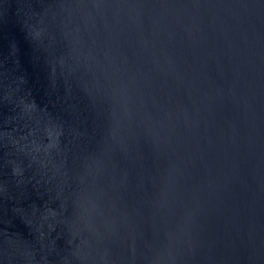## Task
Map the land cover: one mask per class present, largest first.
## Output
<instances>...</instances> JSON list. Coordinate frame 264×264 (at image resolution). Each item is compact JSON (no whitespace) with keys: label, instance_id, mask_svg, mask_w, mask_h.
Returning <instances> with one entry per match:
<instances>
[{"label":"water","instance_id":"obj_1","mask_svg":"<svg viewBox=\"0 0 264 264\" xmlns=\"http://www.w3.org/2000/svg\"><path fill=\"white\" fill-rule=\"evenodd\" d=\"M0 264H264V0H0Z\"/></svg>","mask_w":264,"mask_h":264}]
</instances>
